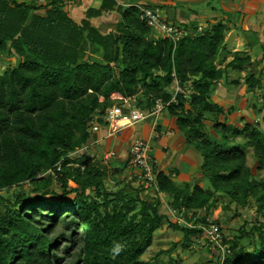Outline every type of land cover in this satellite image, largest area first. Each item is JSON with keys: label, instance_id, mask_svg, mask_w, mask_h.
Returning a JSON list of instances; mask_svg holds the SVG:
<instances>
[{"label": "trees", "instance_id": "16d2710c", "mask_svg": "<svg viewBox=\"0 0 264 264\" xmlns=\"http://www.w3.org/2000/svg\"><path fill=\"white\" fill-rule=\"evenodd\" d=\"M110 1L104 6L117 7ZM42 8L45 15L36 12ZM117 8L124 28L103 36L88 19L74 21L58 0L44 5L0 0V59L15 60L0 72V192L35 184L31 194L0 193V264H166L159 256L142 258L156 230L169 222L161 198L149 201L141 186L130 184L111 189L106 165L90 163L82 153L71 155L87 144L95 122L105 124L114 92L125 98L141 94L138 105L144 109L161 99L163 111L175 117L203 158L202 172L212 188L177 183L158 171L156 192L171 195L170 209L191 217L208 207L212 190H218L239 205L252 196L264 211V176L253 174L246 151L251 148L257 158V171L264 170V130L249 122L229 126L224 108L212 99L225 71L216 60L226 49L227 26L217 23L200 32L199 26L187 27L174 42L152 37L155 29L141 19L135 3ZM98 47L102 59L86 52ZM246 67L249 91L263 90L261 107H252L264 125V82L250 55L236 51L225 68ZM174 82L182 91H170ZM169 224L186 238L203 231ZM240 229L241 235L226 241L228 247L207 239L224 248L223 264H264V223L247 233ZM254 231L259 242L248 250L241 242Z\"/></svg>", "mask_w": 264, "mask_h": 264}, {"label": "crops", "instance_id": "0c3cea01", "mask_svg": "<svg viewBox=\"0 0 264 264\" xmlns=\"http://www.w3.org/2000/svg\"><path fill=\"white\" fill-rule=\"evenodd\" d=\"M28 4H47L50 0H25ZM127 3H142L158 5L168 20L185 27L201 26L202 30L211 29L217 23L227 26L226 49L220 55L224 64H217L225 69L224 75L215 85V91L232 92V98L236 90L243 88L242 102L244 105H253L254 97L251 96L248 85L245 82L247 69L239 71L238 81H232V68H225L233 59L236 51H242L250 55L252 68L256 76L264 82V0H123ZM110 0H58V7L65 11L69 17L78 23L88 19L90 25L95 27L103 36L114 34L124 28L121 10L114 6L106 5ZM50 7V6H49ZM47 8L36 12L45 15ZM177 21V22H176ZM156 30V29H155ZM158 31V30H157ZM198 32H200L198 30ZM163 36L159 31H153L152 37ZM90 55L99 59L103 58V48L86 50ZM219 58V57H218ZM217 63V61H216ZM255 63V64H253ZM250 69V68H249ZM235 78V79H237ZM176 84V82H174ZM254 91V93H256ZM112 94V99H119L125 105L134 106V97H123L118 92ZM252 98V99H251ZM212 99L219 103L226 102L219 98V94L212 93ZM254 99V100H253ZM237 101V100H236ZM229 102V101H227ZM241 102V101H240ZM238 102V104H240ZM253 108V107H252ZM153 116V115H150ZM99 124V129H92L91 138L88 140V149L82 153L90 163L106 165L109 175L118 184H130L134 187L141 186L142 195L153 190L156 186L148 185L142 178L139 169L132 167L128 162L130 148L135 138H145L150 144V155L154 159L158 171H164L177 183H197L204 187L206 177L202 172L203 158L199 151L190 145L179 129L176 119L168 111H163L158 117L148 123H139L122 129L120 132L110 134L108 126ZM156 125V126H155ZM110 151L115 154L107 158ZM112 175V176H111ZM163 194L159 193L163 200ZM165 201V200H163Z\"/></svg>", "mask_w": 264, "mask_h": 264}, {"label": "rangeland", "instance_id": "374dc122", "mask_svg": "<svg viewBox=\"0 0 264 264\" xmlns=\"http://www.w3.org/2000/svg\"><path fill=\"white\" fill-rule=\"evenodd\" d=\"M177 22V21H176ZM175 23V22H174ZM155 32H158L155 30ZM222 56V55H221ZM217 58V64L223 65L224 59L223 57ZM15 62L14 59H0V72L8 65H13ZM250 67H246L247 71ZM240 73L239 71H232L231 77L232 81H238ZM261 77V76H260ZM237 78V79H235ZM176 84H172L169 87L170 91L175 93ZM190 90L186 88V92ZM219 94V98L225 99L226 102H222L221 106L224 108V117L226 116V122L231 127H242L244 122L251 123L252 126H260L264 130V125L262 115L257 113L255 109L252 108V104L244 105L242 102V94L243 88L241 90H236L234 95H238L237 98L234 96L232 98V92H224L223 94L219 91L214 90V93ZM115 93H113V96ZM155 95V93L153 94ZM244 95V94H243ZM251 96L254 97L255 103H257V108L261 107L263 103V90L258 89L256 93L252 91ZM143 98L141 94H138L136 100H133L132 103L134 106L139 107L138 101L139 98ZM252 99V98H251ZM253 99V100H254ZM237 100V101H236ZM121 100L115 99L113 102L115 104H123L120 102ZM229 101V102H227ZM241 101V102H240ZM240 102V104H238ZM186 102V107H187ZM114 104V105H115ZM141 108V107H139ZM210 119L214 118L212 114H207ZM154 119V116H149L142 122L148 123ZM141 122V123H142ZM213 135L215 132L213 129H210ZM231 135H234L233 133ZM234 137V136H233ZM235 140L244 143L243 137L241 135L236 134ZM145 139V138H144ZM86 144V143H85ZM84 144V145H85ZM83 145V146H84ZM79 149V148H78ZM248 162L252 169V172L256 176H264V170L257 171V158L255 157L251 148H246ZM82 151H75V153H71L74 157L79 156ZM122 183H117L113 180L112 177H108L107 186L111 189H119L122 187ZM35 187L34 183L26 182L20 184L19 186L15 185L9 190H2L0 193H8L12 194L16 191L22 189L26 193H33V188ZM53 187L59 192H61L58 184L53 183ZM204 188H212L211 182L209 179L204 180ZM213 199L211 203H209L208 207H204L199 210H195V212L189 217H185L186 223H194L195 219H197V224L201 222L198 220H202L203 217H207L219 223L221 226L222 236L224 239L220 242L223 247H228L230 245L228 242L235 236L241 235V227H244L246 233L251 230L254 225H259L260 223H264V211L257 210V206L255 200L252 196H249L246 199L245 204L239 205L230 196L225 193H222L218 190H212ZM124 192V191H123ZM144 196V195H143ZM159 194H155L153 190H150L148 194L145 195L149 201H154L156 198H160ZM169 198L171 195L165 193L163 194V207L162 211L168 215V221L175 223L176 217L173 216L170 212V208L168 205ZM169 222L164 221L160 228L156 230L154 233L153 243L150 248L142 255L144 260L155 259L159 256L160 261L166 264H223L225 256H224V248H219L218 245L213 244L207 239V233L201 232L200 235L191 234L188 238L185 237V234L169 224ZM200 222V223H199ZM189 225V226H192ZM256 231V230H255ZM252 234L254 237H248L242 239L244 247L248 250H252L256 244H258L257 240V232ZM264 231V229H263ZM226 249V248H225Z\"/></svg>", "mask_w": 264, "mask_h": 264}, {"label": "built area", "instance_id": "2783aa9c", "mask_svg": "<svg viewBox=\"0 0 264 264\" xmlns=\"http://www.w3.org/2000/svg\"><path fill=\"white\" fill-rule=\"evenodd\" d=\"M114 1L116 2L117 7H127L132 4L124 2L123 0ZM135 5L139 9L142 20L146 21L149 26L158 30L162 35L170 37L174 42H177L182 36L188 33L187 27L168 20L160 6L142 3H135ZM198 30L202 31V27L199 26ZM179 91H182V88L176 82L175 93ZM164 107L165 105L161 99H156L155 104L149 109L125 104H115L106 110L104 121L110 130V134H115L126 127L135 126L141 123L150 115L158 117L163 112ZM99 127V124L95 122L92 129L96 131L99 129ZM88 147L89 145L85 144L84 146L77 149V151H82V153H84ZM114 154V151H110L107 155V158ZM128 162L132 167L139 169L143 180L148 185H156L158 169L154 159L150 155V144L147 139L140 137L135 138L130 148ZM60 168L61 167L58 166V169ZM170 212L176 217L175 220L179 224H186L188 226L192 225V223H186L183 211L180 214H177L174 210L170 209ZM194 226L202 228L205 233H207V238H209L210 241L217 243L222 241L223 237L221 226L218 223H215L214 220L207 218L206 222H201L200 224L195 225L193 223V225L190 227Z\"/></svg>", "mask_w": 264, "mask_h": 264}, {"label": "water", "instance_id": "95a60500", "mask_svg": "<svg viewBox=\"0 0 264 264\" xmlns=\"http://www.w3.org/2000/svg\"><path fill=\"white\" fill-rule=\"evenodd\" d=\"M253 64H255V63H253Z\"/></svg>", "mask_w": 264, "mask_h": 264}]
</instances>
